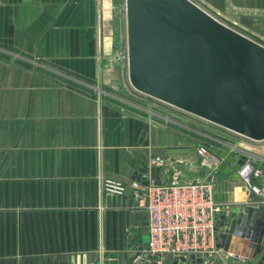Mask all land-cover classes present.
Wrapping results in <instances>:
<instances>
[{
	"label": "crops",
	"instance_id": "obj_1",
	"mask_svg": "<svg viewBox=\"0 0 264 264\" xmlns=\"http://www.w3.org/2000/svg\"><path fill=\"white\" fill-rule=\"evenodd\" d=\"M199 1L264 39V0ZM112 12V0H0V264H94L110 252L125 264L146 249L148 213L131 191L101 197L100 179L204 175L199 139L181 121L107 93L101 74L121 53L107 27ZM235 145L264 163V151ZM225 194L238 197L240 186Z\"/></svg>",
	"mask_w": 264,
	"mask_h": 264
},
{
	"label": "water",
	"instance_id": "obj_2",
	"mask_svg": "<svg viewBox=\"0 0 264 264\" xmlns=\"http://www.w3.org/2000/svg\"><path fill=\"white\" fill-rule=\"evenodd\" d=\"M126 12L129 77L136 89L245 137L264 140L263 44L193 0H126ZM205 144L224 157L219 170L225 177L215 186V199L234 203L217 220V247L236 261L257 259L255 264H264V205L242 204L246 186L239 169L249 155ZM143 166L148 167L139 160L137 169L143 172ZM233 184L240 186L238 197L225 194ZM123 257L120 252L98 253L94 264H122ZM189 259V264L203 263L201 254Z\"/></svg>",
	"mask_w": 264,
	"mask_h": 264
},
{
	"label": "built area",
	"instance_id": "obj_3",
	"mask_svg": "<svg viewBox=\"0 0 264 264\" xmlns=\"http://www.w3.org/2000/svg\"><path fill=\"white\" fill-rule=\"evenodd\" d=\"M193 1L220 21L235 28L212 13L199 0ZM232 149L241 151L236 145H231L228 150ZM196 152L204 175L194 180L184 179V172L176 174L170 182L150 180L145 183H128L113 177L100 179L101 197L124 196L131 191L137 208L145 209L148 213V248L131 252L125 264H173L175 258H178L177 264H189L191 254H201L202 264H229L227 258L232 255L217 247V220L221 213L234 206V203L215 199V186L220 181L221 173L219 165L224 157L213 152L204 142L199 143ZM241 152L249 155V160L239 169L246 186L245 201L242 204L264 205V168L261 167L264 163L253 160L252 152ZM152 162L163 166L166 158L157 156ZM182 256L187 260H181Z\"/></svg>",
	"mask_w": 264,
	"mask_h": 264
},
{
	"label": "rangeland",
	"instance_id": "obj_4",
	"mask_svg": "<svg viewBox=\"0 0 264 264\" xmlns=\"http://www.w3.org/2000/svg\"><path fill=\"white\" fill-rule=\"evenodd\" d=\"M112 19L107 24L111 35L113 36L114 46L120 50V59L113 62L103 71L101 77L106 81L105 87L110 97L131 109L153 110L160 115L169 116L175 120L181 121L187 129L191 130L193 137L199 139V142L211 143L225 149L231 145L242 143L243 145L253 146L259 151H264V140H250L236 132H233L214 122L185 111L172 104L164 102L146 93L136 89L129 77V67L127 59V12L126 0H112ZM251 38L264 44V39L259 37ZM218 143V144H217Z\"/></svg>",
	"mask_w": 264,
	"mask_h": 264
},
{
	"label": "trees",
	"instance_id": "obj_5",
	"mask_svg": "<svg viewBox=\"0 0 264 264\" xmlns=\"http://www.w3.org/2000/svg\"><path fill=\"white\" fill-rule=\"evenodd\" d=\"M218 144V143H217Z\"/></svg>",
	"mask_w": 264,
	"mask_h": 264
}]
</instances>
